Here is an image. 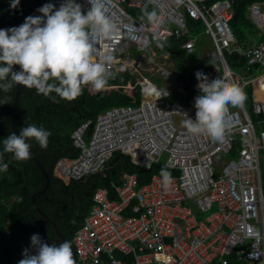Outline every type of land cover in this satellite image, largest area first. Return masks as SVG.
<instances>
[{
	"label": "built area",
	"instance_id": "1",
	"mask_svg": "<svg viewBox=\"0 0 264 264\" xmlns=\"http://www.w3.org/2000/svg\"><path fill=\"white\" fill-rule=\"evenodd\" d=\"M204 1L108 0V12L119 27L110 42L116 56L110 79L122 72H140V102L110 107L94 121L81 123L71 135L79 154L60 158L54 173L65 183L87 177L103 171L113 151L121 150L145 170L162 159L178 174L171 175L165 186L161 175L153 173L137 188L136 174L126 172L121 184L111 182L113 197L108 188L98 187L72 238L77 258L84 264H264V188L259 165L264 150V97L252 103L251 112L260 116L257 121L244 104L229 107L225 137L217 141L206 134H191L182 126L187 117L196 119V109L192 101H168L175 88L187 95L175 74L161 66L157 69L173 86H160L141 74L149 71L144 64L149 55L154 56L151 43L157 39L184 38L180 47L192 54L196 35L191 29L200 22L213 48L206 53L211 60L208 66L191 69L196 92L202 94L198 72L209 81L223 78L242 89L264 79V0L247 6V16L261 37L247 46L238 44L231 28L230 1L216 0L208 10L202 7ZM76 2L83 10L90 8L87 0ZM47 3L58 9L63 0ZM143 8L158 10L160 22L141 21ZM233 52L246 57L245 70L230 69L225 54ZM235 143L237 154L229 156Z\"/></svg>",
	"mask_w": 264,
	"mask_h": 264
},
{
	"label": "trees",
	"instance_id": "2",
	"mask_svg": "<svg viewBox=\"0 0 264 264\" xmlns=\"http://www.w3.org/2000/svg\"><path fill=\"white\" fill-rule=\"evenodd\" d=\"M214 1L216 0H205L202 7L208 10ZM229 1L233 11L230 25L238 44L247 46L254 40H259L261 38L259 32L246 14L247 6L258 0ZM40 7V0H20L19 6L11 9L10 0H0V29L19 26L28 16H40L41 13L37 11ZM131 11L139 13L135 9ZM183 40L170 37L162 41L164 43L162 49L157 47L156 41L151 43L156 54L167 53L169 60H173L176 65L181 64L177 70L187 95L172 91L168 96L170 102L180 100V96L183 101L194 102L195 97L199 95L193 88V76L185 73L189 63L196 66L198 58L196 54H187L180 48ZM225 59L233 71L240 68L245 70L247 63L245 56L237 52L226 53ZM15 70H19V66H15ZM21 91L16 114L18 134L22 127L29 124H35L51 132L47 149H42L34 139L27 141L31 144L30 152L41 161L50 176V185L45 194L35 198L36 204L47 217L35 210L32 203V194L45 183L36 163L30 157L26 161L17 162L11 159V154H3V162L9 167L7 172H0V264H18L23 258L25 248L34 253L30 239L33 234H39L49 245L53 243L59 245L61 237L57 230L62 234L64 241L71 242L76 264H82L75 253L72 238L93 205L92 195L98 187H107L111 191L110 183L119 184L125 172L136 174L139 188L149 181L153 173L160 174L162 168H166L171 175H177L178 171L167 168L162 159L154 163L149 170H145L135 165L129 154L115 150L101 172L77 180L70 179L68 183L54 173L55 165L60 158L76 157L79 154L80 150L74 146L71 135L81 123L89 119L94 121L100 112L112 106L139 103L140 84L133 74L120 73L115 79H109L107 86L101 91L84 87L82 93L70 101L60 99L55 93H51L50 96L55 97L54 101L38 94L35 88L22 86ZM243 91L246 95L244 106L254 121L259 120L260 116L251 112L255 100L252 97L251 85H245ZM14 93L15 86L8 93L0 91V153H3V139L13 133L11 112ZM5 97L10 99L4 104L2 101ZM91 131L92 125L86 129L85 139H89ZM238 148L239 144L235 143L229 156H235Z\"/></svg>",
	"mask_w": 264,
	"mask_h": 264
},
{
	"label": "clouds",
	"instance_id": "3",
	"mask_svg": "<svg viewBox=\"0 0 264 264\" xmlns=\"http://www.w3.org/2000/svg\"><path fill=\"white\" fill-rule=\"evenodd\" d=\"M87 11L76 0H63L57 9L52 3L44 4L37 11L41 16H28L24 23L0 29V91L8 93L14 86L35 88L38 94L51 97L55 93L60 99L73 100L89 87L103 90L110 79V66L116 56L110 42L119 34V27L108 12V0H87ZM20 0H10L11 9H16ZM141 21L155 25L160 22V13L147 8L141 10ZM137 39L135 31L130 33ZM156 45L164 47L157 39ZM19 66V70H15ZM201 95L195 97L196 119H184L182 126L191 134H206L221 141L225 137L229 107L243 106L246 95L241 87L223 78L209 81L207 76L197 73ZM10 97L2 101L8 102ZM51 132L29 124L20 129L19 135L12 133L3 139L0 153V172H7L8 164L3 154L22 162L30 157L34 139L42 149H47ZM163 184L171 182V173L160 170ZM34 253L25 248L18 264H76L72 244L64 241L49 245L39 234L31 236Z\"/></svg>",
	"mask_w": 264,
	"mask_h": 264
},
{
	"label": "rangeland",
	"instance_id": "4",
	"mask_svg": "<svg viewBox=\"0 0 264 264\" xmlns=\"http://www.w3.org/2000/svg\"><path fill=\"white\" fill-rule=\"evenodd\" d=\"M200 41L201 43L203 44H199L198 47H202V46H208L210 47L209 49H212L213 48V44H212V41L211 39L208 37V36H205L204 34L201 35L200 37ZM198 52L199 50L197 49V54L196 56L198 55ZM151 57H154V56H148L146 58V60L141 57L142 59L145 60V64H144V67L148 68L149 72L145 71L144 74L150 78L153 82H155L156 84L160 85V86H173L174 82L172 80H168L167 82H165L161 76H157V69L159 68V66L163 67V68H167L168 70H172L173 72L174 69L177 70L179 66H181V64L177 63V65L175 64L173 66V63L168 60L164 55L163 56H156L154 58H152V62H149ZM208 63L207 64H210L211 61L209 59V61H207ZM176 73V72H175ZM255 76H258L260 73L258 71H256L255 73ZM173 91L177 92V93H182L184 94L181 90L175 88V89H172ZM181 97V96H180ZM174 119H176L177 121H181V118L178 117V116H175ZM259 165H260V170H261V180H262V186L264 188V151H261L260 152V156H259Z\"/></svg>",
	"mask_w": 264,
	"mask_h": 264
},
{
	"label": "crops",
	"instance_id": "5",
	"mask_svg": "<svg viewBox=\"0 0 264 264\" xmlns=\"http://www.w3.org/2000/svg\"><path fill=\"white\" fill-rule=\"evenodd\" d=\"M135 14V13H134ZM139 14L140 13H137V14H135L136 16H139ZM247 14V13H246ZM248 15V14H247ZM248 17V16H247ZM250 19V18H249ZM251 21V20H250ZM254 25V24H253ZM255 26V25H254ZM202 24L199 22L198 24H195L194 26H193V29H191V32H192V34H194V35H196V48H195V51L192 53V54H197V49L199 50V52H198V55H197V58H198V60H197V62H196V66H198V65H209V64H207L208 62L207 61H209V57L207 56V51L208 50H210L209 48L210 47H208V46H202L201 48L200 47H198V45L201 43V41H200V37H201V35L202 34H204L203 33V31H202ZM258 30V29H257ZM259 32V31H258ZM205 35V34H204ZM205 36H207V35H205ZM209 37V36H208ZM210 38V37H209ZM184 39V38H183ZM201 44H203V43H201ZM252 44V43H251ZM250 44V45H251ZM181 48V47H180ZM154 51V50H153ZM155 53V52H154ZM186 53V52H185ZM166 56V58L168 59V54L166 53V54H162V55H158V54H154V57H156V56ZM151 56H153V54H151ZM154 57H152V58H154ZM169 60V59H168ZM170 61L173 63V66L175 65V62H173V60H171L170 59ZM211 61V60H210ZM196 66H194L192 63H189L188 64V66H187V71L185 72L186 73V75H189V74H191V69L192 68H195ZM242 68H240V69H238L237 71H242L241 70ZM145 71H147V70H143L142 72H141V74L142 75H145L144 74V72ZM149 71H151V70H149ZM149 71H147V72H149ZM173 74H175L178 78H179V76H180V73H179V71L178 70H175L174 69V71L176 72H173L172 70H170ZM259 72V71H258ZM136 78H137V80L139 79V76H140V72L138 73L137 72V74H133ZM146 76V75H145ZM157 76H161L160 74H157ZM162 77V76H161ZM163 79V78H162ZM164 80V79H163ZM181 81V80H180ZM264 79H262V81L260 82V85H258V84H255L254 86L250 83V85H251V88H252V97L256 100V99H259V98H261V97H264V96H262V95H260V94H262L263 92H264ZM165 82H167V81H165ZM244 88V87H243ZM262 92V93H261ZM198 93V92H197ZM199 94V93H198ZM199 95H201V94H199ZM184 96V95H183ZM261 96V97H260ZM140 97H141V93H140ZM180 98V100H177V101H183L182 100V97H179ZM139 102H140V100H139ZM183 102H186V101H183ZM139 104V103H138ZM137 104V105H138ZM122 105H128V104H122ZM117 106V105H116ZM131 106H136V105H131ZM113 107V106H112ZM108 109V108H107ZM103 112V111H102ZM101 113V112H100ZM264 151V150H263ZM139 167V166H138ZM126 173V172H125ZM122 180H123V175H122V178H121V182L119 183V184H121L122 183ZM115 183V182H114ZM111 184V183H110ZM116 184V183H115ZM119 184H117V185H119ZM107 188V187H106ZM111 188V187H110ZM109 189V188H108ZM112 189V188H111ZM110 190V189H109ZM111 192V196L113 195L114 196V191H113V189L110 191ZM112 196V197H113ZM92 207V206H91ZM88 214V213H87ZM86 214V215H87ZM85 215V216H86ZM84 220V219H83ZM82 225V224H81ZM80 225V226H81ZM79 226V227H80ZM78 227V228H79ZM76 231V230H75ZM80 261V260H79ZM81 262V261H80ZM82 263V262H81ZM82 264H84V263H82Z\"/></svg>",
	"mask_w": 264,
	"mask_h": 264
},
{
	"label": "water",
	"instance_id": "6",
	"mask_svg": "<svg viewBox=\"0 0 264 264\" xmlns=\"http://www.w3.org/2000/svg\"><path fill=\"white\" fill-rule=\"evenodd\" d=\"M44 4H47V0H40L41 7ZM21 87L22 86H20V85L15 86V93H14V99H13V104H12V112H11V128H12L13 133H15L17 135H19V134H18L17 125H16V114H17V108H18V101H19L20 96L22 95ZM30 158L36 163V165L40 169V171L43 174L44 179H45V183H44L43 187L32 194V197H31L32 203L34 205L35 210H37L42 216L47 217V215L36 204L35 198L38 195H44L45 194V191L47 190V188L50 185V176H49L48 172L43 168L41 161L32 152H30ZM54 227L57 230V227L55 224H54ZM57 232L61 237V241L59 243V244H61L64 242V238L62 237V234L58 230H57Z\"/></svg>",
	"mask_w": 264,
	"mask_h": 264
},
{
	"label": "bare ground",
	"instance_id": "7",
	"mask_svg": "<svg viewBox=\"0 0 264 264\" xmlns=\"http://www.w3.org/2000/svg\"><path fill=\"white\" fill-rule=\"evenodd\" d=\"M262 80H260V81H256L255 82V84H258V85H260V82H261ZM262 93V92H261Z\"/></svg>",
	"mask_w": 264,
	"mask_h": 264
}]
</instances>
